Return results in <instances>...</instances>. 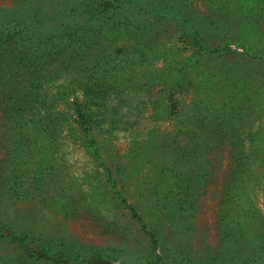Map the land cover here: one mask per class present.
<instances>
[{
  "label": "rangeland",
  "instance_id": "obj_1",
  "mask_svg": "<svg viewBox=\"0 0 264 264\" xmlns=\"http://www.w3.org/2000/svg\"><path fill=\"white\" fill-rule=\"evenodd\" d=\"M6 52L0 264H264V0H0Z\"/></svg>",
  "mask_w": 264,
  "mask_h": 264
},
{
  "label": "trees",
  "instance_id": "obj_2",
  "mask_svg": "<svg viewBox=\"0 0 264 264\" xmlns=\"http://www.w3.org/2000/svg\"><path fill=\"white\" fill-rule=\"evenodd\" d=\"M6 55L7 52L4 54V61L0 60V65L9 61L10 57ZM9 71L10 69H8V65L0 68V78L4 79L8 83L10 82ZM18 88H14L13 83L7 88H0V106H4V108L7 109L8 107L15 105L16 102L22 100L25 97L26 93H23V89ZM24 89L26 90V86L24 87Z\"/></svg>",
  "mask_w": 264,
  "mask_h": 264
}]
</instances>
